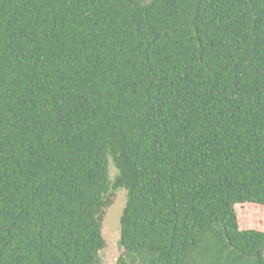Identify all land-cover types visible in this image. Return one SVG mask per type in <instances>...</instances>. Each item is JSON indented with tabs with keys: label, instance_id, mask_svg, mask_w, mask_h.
I'll use <instances>...</instances> for the list:
<instances>
[{
	"label": "trees",
	"instance_id": "16d2710c",
	"mask_svg": "<svg viewBox=\"0 0 264 264\" xmlns=\"http://www.w3.org/2000/svg\"><path fill=\"white\" fill-rule=\"evenodd\" d=\"M121 190L116 264H264V0H0V264H102Z\"/></svg>",
	"mask_w": 264,
	"mask_h": 264
},
{
	"label": "rangeland",
	"instance_id": "374dc122",
	"mask_svg": "<svg viewBox=\"0 0 264 264\" xmlns=\"http://www.w3.org/2000/svg\"><path fill=\"white\" fill-rule=\"evenodd\" d=\"M117 172V169L110 162V177L111 180L114 179V176ZM117 199L115 203L107 210L106 217L103 222V235L107 242L106 247L99 253L100 259L102 264H116V259L121 253V249L118 247V241L120 237V215L122 213L123 207L126 202L125 191H119ZM241 211L240 222L244 225L240 226V229L243 228H256L261 229L262 227L256 223L255 225H250L249 223L253 224L254 222L251 220L252 216H254L258 211L252 209L246 210L244 207H236V210ZM259 209V208H258ZM262 221V218L259 219ZM248 224V225H246ZM250 225V226H249ZM264 230V229H263Z\"/></svg>",
	"mask_w": 264,
	"mask_h": 264
}]
</instances>
